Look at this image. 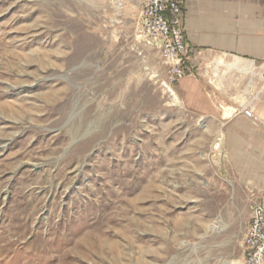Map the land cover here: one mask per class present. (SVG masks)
Listing matches in <instances>:
<instances>
[{
	"label": "rangeland",
	"instance_id": "1",
	"mask_svg": "<svg viewBox=\"0 0 264 264\" xmlns=\"http://www.w3.org/2000/svg\"><path fill=\"white\" fill-rule=\"evenodd\" d=\"M145 1L0 0V264H243L257 196Z\"/></svg>",
	"mask_w": 264,
	"mask_h": 264
},
{
	"label": "crops",
	"instance_id": "2",
	"mask_svg": "<svg viewBox=\"0 0 264 264\" xmlns=\"http://www.w3.org/2000/svg\"><path fill=\"white\" fill-rule=\"evenodd\" d=\"M179 1L190 57L189 75L177 83V94L193 111L216 117V130L225 132L222 147L241 172L242 189L257 196L253 206L264 209V107H253L259 122L235 108L241 95L247 103L264 102V0ZM232 63L238 67L229 68ZM221 101L234 112L219 109Z\"/></svg>",
	"mask_w": 264,
	"mask_h": 264
},
{
	"label": "built area",
	"instance_id": "3",
	"mask_svg": "<svg viewBox=\"0 0 264 264\" xmlns=\"http://www.w3.org/2000/svg\"><path fill=\"white\" fill-rule=\"evenodd\" d=\"M138 26L142 40L171 64L173 82L189 75L190 49L182 31L179 0H146L138 16ZM242 113L251 121L259 122L249 106ZM251 211L242 242L243 264H264V209L253 206Z\"/></svg>",
	"mask_w": 264,
	"mask_h": 264
},
{
	"label": "bare ground",
	"instance_id": "4",
	"mask_svg": "<svg viewBox=\"0 0 264 264\" xmlns=\"http://www.w3.org/2000/svg\"><path fill=\"white\" fill-rule=\"evenodd\" d=\"M220 62V61H219ZM219 66V65H218ZM236 67H238L237 66V64L236 63H232V64H230L229 65V68H236ZM242 69H244V68H241V70ZM210 82V81H209ZM209 84H211V82L209 83ZM207 88H209V87H207ZM167 89L169 90V92H171V93H174V91L169 87V86H167ZM211 92V91H210ZM209 92V93H210ZM172 95H174V94H172ZM210 95V97L212 98V100L215 102L216 101V99L218 98V96L216 95V93H210L209 94ZM176 97V99H177V96H175ZM244 96H242V97H240V100L239 101H237L238 102V106H237V110H238V114H241L242 113V111H243V109H244V107H247V106H249L250 107V109L252 110V112L256 115V113H255V111H254V109H253V107L255 106V104H257V102H261V100L260 99H256V103L255 104H253L252 102L250 103H247L246 102V98H243ZM179 101V100H178ZM218 101V100H217ZM222 103H223V106H221V107H219V106H217V107H219V108H222V110H224L225 112H234V108H233V106H231L230 104H227V103H225L224 101H222ZM221 103V104H222ZM179 104H182L181 103V101H179ZM262 106L264 107V102H262ZM243 115V114H242Z\"/></svg>",
	"mask_w": 264,
	"mask_h": 264
}]
</instances>
